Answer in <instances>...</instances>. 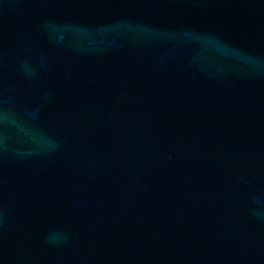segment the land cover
I'll use <instances>...</instances> for the list:
<instances>
[{"label":"water","instance_id":"water-1","mask_svg":"<svg viewBox=\"0 0 264 264\" xmlns=\"http://www.w3.org/2000/svg\"><path fill=\"white\" fill-rule=\"evenodd\" d=\"M0 264H264V0H0Z\"/></svg>","mask_w":264,"mask_h":264}]
</instances>
